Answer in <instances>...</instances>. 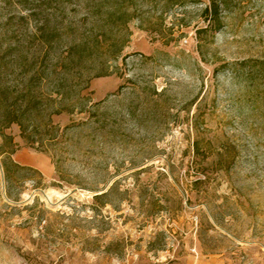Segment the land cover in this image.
<instances>
[{"label":"rangeland","instance_id":"1","mask_svg":"<svg viewBox=\"0 0 264 264\" xmlns=\"http://www.w3.org/2000/svg\"><path fill=\"white\" fill-rule=\"evenodd\" d=\"M206 4L0 0V264H264V81L213 75L264 57V0Z\"/></svg>","mask_w":264,"mask_h":264},{"label":"trees","instance_id":"2","mask_svg":"<svg viewBox=\"0 0 264 264\" xmlns=\"http://www.w3.org/2000/svg\"><path fill=\"white\" fill-rule=\"evenodd\" d=\"M130 0H123L127 4V2ZM228 5V0H208V4H206L202 10V13L204 14L205 20L208 22V25L211 27L212 25L216 24L218 22L219 12L221 9H226ZM115 13H118L120 18L124 19L123 24L126 25L128 21H130L131 13H128L127 9H117ZM208 26L204 29L197 30V34L205 33ZM119 53V52H118ZM252 67V69L248 70L247 76L253 80H262L264 81V57L260 58H249L244 61L238 62L233 61L231 63H224L222 65H219L218 67H215L213 70V75L218 74L219 72L225 71L227 68L230 69V67H234L237 65H248ZM31 87L29 82H26L23 86V104L25 107L24 112L29 111L30 104L32 103L33 99L28 94H30ZM27 97V98H26ZM202 99V98H201ZM67 109H64L63 111L67 112ZM23 115H15V117L9 119V123H15L19 126L20 129V136L27 141L28 137L25 135L26 128L24 126V123L22 121ZM0 136L2 139V143L8 141L9 144L14 146L13 139L11 136H8L4 134L2 131H0ZM220 148H222V153L220 151ZM15 151V148H13L9 153H13ZM192 157L191 162L189 164V170H191L194 174H204L210 167L214 168L215 170H222V171H229L231 169L234 160L237 157V153L235 152L234 145H221V147H215L214 150L211 149V142L208 141L207 143H204L202 140H195L192 144ZM6 151L0 150V154H5ZM211 158V162L208 163V160ZM2 168L4 172L5 181H8L9 177V170L5 166V164L2 163ZM196 185L200 184L201 181L198 180L195 182Z\"/></svg>","mask_w":264,"mask_h":264}]
</instances>
